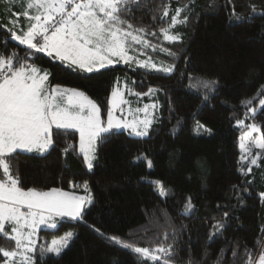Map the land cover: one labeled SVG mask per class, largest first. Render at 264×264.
<instances>
[{
  "label": "trees",
  "instance_id": "obj_1",
  "mask_svg": "<svg viewBox=\"0 0 264 264\" xmlns=\"http://www.w3.org/2000/svg\"><path fill=\"white\" fill-rule=\"evenodd\" d=\"M4 1L0 0V50L6 44L8 52L19 51L23 56L24 47L6 39L13 24L5 16ZM162 2L153 0L154 4ZM233 5L240 14L249 13L250 5L264 12V0H232L231 4L228 0H196L195 12L188 24L176 29L183 35L181 42L171 45L159 36L145 37L153 44L179 53L178 57L170 58L159 50H145L154 61L171 64L174 60L175 71L171 74L120 65L86 74L74 72L43 53H35L30 63L51 73V86L85 91L101 107L103 116L115 82L128 81L142 93L149 87L163 91L156 93L159 119L149 135L138 137L121 131L119 135L106 136L105 142L97 144L92 170L86 167L79 153L75 130L54 133V146L43 156L18 150L11 158L12 172L18 173L24 188L56 187L76 193L87 181L94 197V204L82 219L63 218L57 221L56 229L39 231L34 264H152L98 235L93 227L106 235L148 246L149 241L142 238L141 226L152 221L155 228V218L160 217L163 222L165 213L177 229L186 226L179 237L178 248L182 249L179 259H187L189 249L196 260L201 259L211 227V222L205 224V218L214 216L221 220L225 211L231 217L228 226L223 236L209 245L211 255L203 264H212L219 249L229 241H238L241 253L245 246L255 251L256 241L264 238V200L259 195L264 192V157L260 167L253 166L247 177L241 174L240 169L245 165L240 159L239 137L246 125L237 126L236 121L255 122L264 133V110L254 118H246V106L241 104L251 99V106L259 109L258 90L264 85V36L261 35L264 16L249 23L234 24L229 19ZM177 6L176 0H171V7ZM135 17L131 21L134 25H150V31H158L163 26L158 19L152 20L150 12L136 11ZM185 56L191 57L189 72L219 81V87L209 94L210 99L202 110V93L189 94L185 88L188 80L186 76L181 78ZM196 112L199 114L194 115ZM179 117H183L182 125L173 134ZM197 121L211 129V134H197ZM65 148L69 149L67 153L63 151ZM147 159L152 160V168L147 167ZM155 180L162 181L169 190L167 197L158 196L155 185L149 183ZM246 180L253 183L247 184ZM232 185L239 186L242 203L233 194ZM189 196L196 210L185 216L181 209ZM217 204L224 207L217 211ZM67 230L75 233L68 248L59 257L52 254L41 257V237L57 236ZM147 235L153 236L154 231ZM12 243L0 237V245L9 247ZM231 247L228 244L229 260ZM235 264H244V257L238 256Z\"/></svg>",
  "mask_w": 264,
  "mask_h": 264
},
{
  "label": "snow or ice",
  "instance_id": "obj_2",
  "mask_svg": "<svg viewBox=\"0 0 264 264\" xmlns=\"http://www.w3.org/2000/svg\"><path fill=\"white\" fill-rule=\"evenodd\" d=\"M21 3L23 11L16 15L23 16L26 24L21 26L18 19H13L11 23L14 27L8 30L9 37L6 39L10 38L23 46L25 55L21 56L15 50L8 52L6 44L0 50V237L14 242L9 247L0 245V264H34L37 231L42 226L56 229L57 221L65 217L82 219L94 204L87 181L83 185L84 195L56 187L47 190L22 187L18 173L14 175L12 172L11 158L18 150L43 156L54 146V133L75 130L79 133V153L87 168L92 170L97 159L98 142H105L106 136L119 135L121 131L145 137L159 119L156 115L159 111L158 101L137 109V112L144 113L142 119L129 121L122 115H116V111H123L122 105L128 103L124 99V92L116 87L108 98L107 120H103L101 107L85 91L60 85L51 86V73L30 63V60L35 59V53H43L74 72L86 74L98 73L117 63L171 74L175 71L174 60L168 66L159 65L145 50H159L170 58L178 57L179 53L153 44L145 37L159 36L162 41L171 45L181 42L183 35L176 29L188 24L196 7V0H183L182 3L181 0H176L178 6L174 9L171 7V0H164L160 4H154L153 0H21ZM228 3L231 4L232 0H228ZM250 9L246 15L240 14L233 5L229 13L230 21L234 24L249 23L258 16H264V12H258L255 5H250ZM136 11L150 12L152 20L158 19L163 26L158 31H150V25H134L131 21L136 19ZM261 35L264 36V31ZM141 56L147 58L140 59ZM184 61L185 69L181 78L186 76L188 84L185 88L189 94L202 93V110L210 99L209 94L215 93L219 87V81L199 76L194 71L189 72L190 56H185ZM160 91L163 89L149 87L145 93L134 94L153 96ZM258 94L259 109L251 106V99L241 101L246 106V118H254L259 111L264 110V85L260 86ZM182 122L183 117H179L173 134ZM244 124L243 119L236 121L237 126ZM246 128L239 144L242 153L240 159L246 167V170L242 167L240 171L245 177L252 172L253 166L260 167V161L264 157V133L261 125L253 122L247 124ZM195 131L197 134H211V129L199 121ZM68 150L65 148L63 151L67 153ZM147 167H153L152 160L147 159ZM245 182L252 184L253 180ZM149 183L155 185L159 197L168 196L169 190L162 181ZM232 192L242 203L238 185H232ZM259 195L264 200V192ZM192 200L191 196L185 199L182 215L189 216L196 210ZM221 207L224 206L217 204L216 210L219 211ZM230 218L228 211L223 213L221 220L214 216L205 218V224L211 222V227L200 260L195 259L191 249L188 250L187 259H179V252L182 250L178 248L179 237L186 226L181 225L177 229L166 213L163 222L160 217L155 218V228L152 221L141 226L140 231L144 233L142 238L149 241L148 246H139L116 235H106L99 228L93 227V230L122 249L129 250L143 262L203 264L211 255L209 245L223 236ZM149 231H154V235L148 237ZM74 235V232L67 231L50 244L41 245V257L48 253L59 257ZM228 244L232 246L231 260L227 256ZM241 255L244 257V264H264V238L256 241L255 251L245 246L243 253L240 252L238 241H229L219 249L212 264H235L236 258Z\"/></svg>",
  "mask_w": 264,
  "mask_h": 264
},
{
  "label": "rangeland",
  "instance_id": "obj_3",
  "mask_svg": "<svg viewBox=\"0 0 264 264\" xmlns=\"http://www.w3.org/2000/svg\"><path fill=\"white\" fill-rule=\"evenodd\" d=\"M4 2H5V4H4L5 8H6V15L5 16L7 17L8 21L11 22L13 19H18L19 24L21 26L25 25L26 24L25 18L23 16H17L16 15V14L21 13L23 11V6H22V3H21V0H5ZM5 25L8 26L9 24H5ZM12 27H14V26L12 25ZM146 58H147L146 56H141L140 57V59H146ZM154 62H156L159 65H163V66H168L169 65V64H163V63H161L159 61H154ZM116 65L127 66V67L133 68V69L134 68H139V67H137L135 65H126V64H123V63H117V64L111 65L109 67H113V66H116ZM62 87H64V86H62ZM116 87H119L120 90L124 92V99L128 101L127 104L122 105L123 111L118 109L116 111V115H122L124 118H126L129 121L137 119V118H140V119L144 118V113L142 111L141 112H137V109H143L145 104H151V103H154V102L158 101V98L156 97V94L153 95V96H136L134 93H142V92H139L135 88L131 87V84H129V82L125 81V80L120 81V82H115L113 87H112V89H111V91H110V95H111V92H112L113 88H116ZM156 115H158V112L156 113ZM102 119L105 120V121L107 120V112H106L105 116L102 115ZM249 123H253V122L252 121L251 122L245 121V125H247ZM246 130H247V128H245L241 132L240 137L242 136L243 132L246 131ZM126 132L128 133V131H126ZM254 135H257V134H254ZM132 136H135V135H132ZM240 137H239V144H240ZM78 138H79V133H78ZM78 150H79V141H78ZM254 151H258V150L254 149ZM240 155H242L241 150H240ZM76 194L77 195H84L85 194L83 185H82L81 188H79V192H76ZM65 218H67V217H65ZM41 229H51V228H46V227L42 226ZM41 229H39L37 231V235L35 237L36 239L38 238V233H39V231ZM67 231H71V230H67ZM67 231H65V232H67ZM64 233H62L60 235H57V236L49 237V238L42 236L41 237L42 238L41 239L42 242L40 243V246L41 245L50 244L53 239H58L59 237L63 236ZM37 241H38V239H37ZM66 249H64V251ZM48 254H51V253H48ZM52 255H54V254H52Z\"/></svg>",
  "mask_w": 264,
  "mask_h": 264
},
{
  "label": "water",
  "instance_id": "obj_4",
  "mask_svg": "<svg viewBox=\"0 0 264 264\" xmlns=\"http://www.w3.org/2000/svg\"><path fill=\"white\" fill-rule=\"evenodd\" d=\"M9 40H10L12 43L18 45V42L12 41L10 38H9ZM18 46H19V45H18Z\"/></svg>",
  "mask_w": 264,
  "mask_h": 264
}]
</instances>
